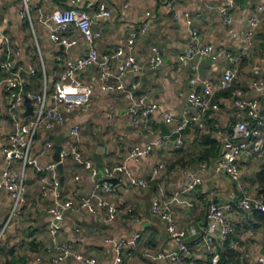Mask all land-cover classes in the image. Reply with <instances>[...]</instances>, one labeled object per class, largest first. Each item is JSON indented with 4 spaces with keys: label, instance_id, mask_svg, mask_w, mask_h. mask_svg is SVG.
I'll use <instances>...</instances> for the list:
<instances>
[{
    "label": "crops",
    "instance_id": "1",
    "mask_svg": "<svg viewBox=\"0 0 264 264\" xmlns=\"http://www.w3.org/2000/svg\"><path fill=\"white\" fill-rule=\"evenodd\" d=\"M32 1L45 12L71 6L84 8L89 1H93L94 6L89 10L93 15L94 27L102 31V37L97 42L101 52L114 45L124 44L132 27L149 20V31L139 37L133 52L144 65L141 90L158 99L160 103L159 110L151 117L150 125L153 132L144 131L143 122L135 124L132 121L128 112V101L123 99L121 93L101 91L96 68L94 66L86 68L80 76L83 81L91 82L95 86L94 106L87 113L79 110L67 113V121L63 126L52 131L42 130L37 135L34 150L45 149L40 156L41 165L55 161V148L47 149L46 140L55 143L54 137L63 135V146H67L74 139L71 128L81 123V151L84 158H91L96 162L94 155L98 145L97 132L101 131L105 140L103 154L105 164L126 163L141 176L152 173L160 164H164L165 167L146 186L125 188L124 191L118 190L117 193L108 195L118 209L114 220H109L105 211L92 214L86 210L81 212L68 210L60 222L59 234L53 240L49 232L51 216L48 213L53 195L51 192L43 194V183L40 179L43 172L35 166H28L25 176L28 203L25 212L9 222L7 221L12 200L6 189L0 190V249L2 248L0 264H80L76 260L59 263L52 260L49 248L65 241L73 243L75 250L95 256L99 264H112V252L105 243V238L113 236L130 239L136 234H139L140 238L133 264H173L171 256L178 251V243L169 236L161 216L153 212L155 197H160L163 202H169L177 225L188 229L186 240L191 250L189 259L196 261L197 264H207L209 256L205 253L201 241L207 207L211 201L227 200L228 192L235 188L227 173L218 170L214 165L218 154L213 153L210 144L204 145L205 138H192L194 133L192 126L184 130L186 145L181 150L175 149L172 141H167L141 160L130 157L129 153L134 145L157 139L159 133H170L174 130L175 122L168 124L163 120L164 111L173 112L177 116L189 105L188 94L192 87L189 80L192 71L189 67L192 61L176 63L179 54L192 40L189 17L197 16L194 27L204 43H211L216 49L231 46L238 50L239 32L247 25V17L254 7L264 0L245 2L236 0L233 11L234 34L229 33L220 13V7L226 0ZM101 3L114 8L112 16L107 18L95 16L97 5ZM126 3L128 6H125ZM21 9L22 0H0L1 22L20 47L18 65L23 68L34 65L36 70H41V82L51 89L63 70V63L59 57L66 55V48L51 40L49 26L39 23L36 18L37 9L33 11L35 25L29 26V30L25 19L21 17ZM37 25L40 31L36 28ZM31 32L36 36L39 49L36 60L32 58L29 50L28 39L32 35ZM72 34L80 39V43L72 48L70 53L73 57H79L88 49V43L79 30H74ZM40 42H43L44 48ZM154 45H158L164 55V64L156 71L150 70L148 66L151 48ZM263 49L264 21L257 29L250 53L240 60L239 73L235 81L237 87H242L250 94V70ZM197 62L201 76L206 80L221 77L227 64L224 59L215 62L210 56ZM261 75H264V70ZM137 77V74H130L127 80H134ZM30 80L34 81V78ZM35 85V89H39V86ZM110 110L115 111L113 118L109 117ZM228 116L234 119L237 113L222 105L221 117L224 119ZM15 128L16 121L11 116L4 88H0V177L5 166L2 146L6 143L8 134ZM204 151L208 156L203 157ZM202 161L207 162V169L203 171L200 167ZM263 166L264 159L252 163L245 158L242 162V179L247 191L260 196L262 194L258 174ZM20 167V162L15 160L12 168ZM197 172L203 176V184L195 190H186L191 174ZM59 174L61 178L63 176L65 198H70L75 190L86 194L93 188L95 178L73 156L66 159L63 175L60 171ZM76 175L80 178L77 179ZM233 218L234 231L230 235L229 245L238 254V261L234 264H255L258 253L264 250V224L257 220L254 213L239 210L234 213ZM30 232L32 234H29ZM19 235L29 239L31 243H26L28 248L17 246L16 252H13V245L19 240Z\"/></svg>",
    "mask_w": 264,
    "mask_h": 264
},
{
    "label": "built area",
    "instance_id": "2",
    "mask_svg": "<svg viewBox=\"0 0 264 264\" xmlns=\"http://www.w3.org/2000/svg\"><path fill=\"white\" fill-rule=\"evenodd\" d=\"M94 6L89 1L84 8L63 7L54 11L45 12L32 0H22L21 17L34 25L33 11L37 9L39 23L49 26V36L52 41L66 48V55L60 56L63 70L49 89L42 83L39 89L29 90L26 86L30 77L36 74L34 65L23 68L18 65L20 47L13 41L3 27L0 19V88H4L11 116L16 121V128L7 136L2 146L5 162L1 177L0 190L6 189L11 197L12 204L8 221L14 220L25 212L28 203L26 193V168L37 167L43 174V194L51 192L52 203L48 208L51 216L49 232L53 240L59 234L60 222L65 218L68 210L81 212L86 210L92 214L105 211L109 220H114L117 206L108 195L115 194L119 185L125 188L146 186L155 178L164 164L157 166L152 173L141 176L126 163L105 164L102 167L100 178L96 179V162L91 158H84L81 151L80 133L82 124L77 123L71 128L74 139L64 146L61 161L73 156L95 178L90 192L83 194L73 191L70 198L64 197L62 178L58 171V162L50 161L41 165L40 156L45 149L35 151L34 144L37 135L42 130L52 131L63 126L67 121V113L79 110L90 112L94 106L96 96L95 86L91 82L83 81L81 72L90 66L96 68L100 90L104 92H120L123 99L128 101V112L135 124L142 123L144 131L153 132L151 117L160 108L158 99L150 97L141 90L142 72L144 65L140 63L133 50L140 36L145 35L150 28V21L146 20L129 30L126 42L110 47L101 52L97 42L102 37V31L94 27L93 15L89 8ZM128 6V3L125 4ZM236 0H226L220 7V13L228 26L230 34H234V14ZM114 8L105 3L97 5L96 17L107 18L112 16ZM197 16L189 17L192 40L187 48L179 54L176 63L182 64L192 61L189 77L192 87L188 94L189 105L181 114L170 111L163 112V120L171 124L176 123L170 133H159L157 139H151L143 144H136L130 149V157L141 160L151 155L165 142L172 141L175 149L181 150L186 145L184 130L193 127V137L198 139L202 134L209 132L219 142V153L214 160L218 170H223L235 184L223 202L211 201L207 207L206 219L202 225V246L209 256L207 264H220L221 249L229 241L234 231V213L244 211L252 214L255 210L264 212V198L248 192L242 179V162L247 158L252 163L264 159V49L250 70V92L242 87L232 91L229 98L218 99L217 95L224 89L233 88L238 77L240 60L251 51L258 27L264 21V2L254 7L247 17V25L239 32L240 46L238 50L231 46L216 49L211 43H204L194 27ZM79 30L88 43L86 52L73 57L71 49L78 46L80 39L73 35ZM210 56L213 61L224 59L226 66L218 79H203L199 71L197 60ZM164 64V55L158 45L151 48L148 61L150 70L156 71ZM137 74L134 80H127L128 75ZM29 96L33 102L34 115L22 116L25 109V99ZM222 105L233 109L237 116L232 122L230 116L222 118ZM114 110H110L109 117L113 118ZM100 132V131H99ZM98 134V132H97ZM47 149H54L53 141L47 139ZM18 160L21 167L12 168L13 162ZM201 171L207 169V162L200 164ZM118 177V184L110 178ZM79 179L80 176L76 175ZM201 173H192L186 185V190H195L203 184ZM152 210L159 214L165 222L166 230L171 238L177 241L178 251L171 256L173 264H197L190 260V246L186 240L188 229L179 227L173 216L169 202H163L160 197L153 199ZM140 235L130 239L107 236L105 243L112 252V264H133L136 250L139 246ZM1 240V238H0ZM112 248V249H111ZM52 260L56 263L67 260H76L80 264H99L95 256L85 254L74 249L73 243L65 241L49 248ZM255 264H264V250L259 252Z\"/></svg>",
    "mask_w": 264,
    "mask_h": 264
},
{
    "label": "trees",
    "instance_id": "3",
    "mask_svg": "<svg viewBox=\"0 0 264 264\" xmlns=\"http://www.w3.org/2000/svg\"><path fill=\"white\" fill-rule=\"evenodd\" d=\"M0 75H4V73L0 72ZM41 77H42V72L41 70L39 71V69L36 70V74L32 77H30L31 79L34 78V81L29 80V83L27 84V88L29 90H35V87L37 84V86L41 87L42 82H41ZM236 81V80H235ZM237 88V85H233V88L230 89H224L221 92L218 93L217 97L218 99H222V98H229L232 95V91ZM222 115V113L220 114ZM232 122L236 121V118L231 119ZM204 139V145H211V149L213 151L214 154H218L219 153V142L216 140V138L213 136L212 132L206 133V134H202L199 139ZM206 150V149H205ZM208 152V150H207ZM203 157L208 156V154L205 153V151L203 152ZM258 179H259V185L261 186V194L264 198V166L262 167V170L259 172L258 174ZM255 217L257 218V220H259L260 222H263L264 224V212L261 210H255L254 212ZM238 261V254L236 253V250H234L233 248H231V246L229 245V241L227 242V244L223 247V249H221V262L220 264H228V263H236Z\"/></svg>",
    "mask_w": 264,
    "mask_h": 264
},
{
    "label": "water",
    "instance_id": "4",
    "mask_svg": "<svg viewBox=\"0 0 264 264\" xmlns=\"http://www.w3.org/2000/svg\"><path fill=\"white\" fill-rule=\"evenodd\" d=\"M237 1H241V2H245V0H237ZM25 105L27 106L26 110L22 113V116H25V115H34L35 114V111H34V108H33V102H32V99L27 96L26 99H25ZM63 138L64 136L63 135H58V136H55L54 137V140H55V143H54V146H55V154H54V158H55V161L58 162V169L60 171V173L63 175L64 173V162L61 161V151L63 149ZM97 138H98V145H97V148H96V151H95V155H94V159L96 160V170H97V174L95 176L96 179L100 178L101 176V173H102V167L104 165V162H103V154L105 152V140L103 139V136H102V133L101 131L98 132L97 134ZM63 178V176H62ZM110 181L113 182L114 184H118V177H112L110 178ZM119 190H122L124 191L125 190V187H123L122 185H119Z\"/></svg>",
    "mask_w": 264,
    "mask_h": 264
},
{
    "label": "rangeland",
    "instance_id": "5",
    "mask_svg": "<svg viewBox=\"0 0 264 264\" xmlns=\"http://www.w3.org/2000/svg\"><path fill=\"white\" fill-rule=\"evenodd\" d=\"M25 19V18H24ZM25 21H26V26H27V28H29V30H30V27L29 26H31V24L27 21V19H25ZM34 25H35V22H34ZM36 28L40 31V28H39V26L37 25L36 26ZM30 32V31H29ZM31 34H32V32H31ZM41 43V47H45L44 46V44H43V42H40ZM28 44H29V46H30V48H29V50H30V55L32 56V58L34 59V60H36L37 59V54L39 53V49H38V47H37V41H36V36H34L33 34L31 35V37L28 39ZM31 52H32V54H31ZM27 233H28V230H27ZM29 234H32V232H30ZM29 239H27V238H23L22 237V235H19V240L17 241V243L15 244V245H13V248L12 249H14L13 250V252H16V247L18 246L19 248H23V247H27L28 248V244H26L27 242L29 243L30 241H28ZM31 243V242H30ZM0 250H2V248L0 249Z\"/></svg>",
    "mask_w": 264,
    "mask_h": 264
}]
</instances>
